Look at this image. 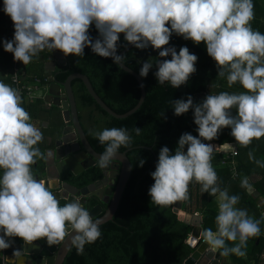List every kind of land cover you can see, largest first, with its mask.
<instances>
[{"label":"clouds","instance_id":"obj_1","mask_svg":"<svg viewBox=\"0 0 264 264\" xmlns=\"http://www.w3.org/2000/svg\"><path fill=\"white\" fill-rule=\"evenodd\" d=\"M3 13L13 24L14 36L0 43L4 52L24 66L44 50L81 57L88 47L97 56L122 66L124 56L117 55V42L123 34L137 49L151 46L162 49L160 58L170 55L171 59L154 62L155 78L161 85L178 88L195 73L197 56L187 47L177 53L175 48L164 46L173 33L205 45L218 68L217 76L225 78L229 86L238 83L243 91L209 94L199 104H194L191 96L171 102L176 116L193 111L199 138L185 133L174 154L166 146L160 149L155 171L150 174L154 183L148 196L152 204L171 206L189 199L190 182L199 183L202 192L218 198L216 231L205 229L201 236L213 250L223 249V256H244L248 240L260 235L261 221L250 217L246 209L235 207L240 197L218 186L211 163L213 146L201 141L214 140L223 128H230L235 142L243 147L264 138V33L252 28L253 0H3ZM93 24L98 32L95 40L88 35ZM154 63L149 59L142 64L141 78ZM21 105L19 91L0 81V250L10 247L5 237L25 244L44 239L53 246L71 235V243L82 254L86 244L100 238V222L94 221L78 200L61 205L45 183L34 177L32 165L46 159L37 146L43 133ZM133 131L141 133L140 128ZM90 134L106 145L98 161L102 168L121 146L131 144L125 128ZM249 158L254 159L251 152ZM143 163L139 161L141 167ZM256 163L264 167V162ZM241 187L253 190L248 177L241 180ZM226 241L233 242V247H226Z\"/></svg>","mask_w":264,"mask_h":264},{"label":"trees","instance_id":"obj_2","mask_svg":"<svg viewBox=\"0 0 264 264\" xmlns=\"http://www.w3.org/2000/svg\"><path fill=\"white\" fill-rule=\"evenodd\" d=\"M253 3L255 17L251 22L252 28L264 33V20H261L257 13L259 10L257 0H253ZM261 8L264 9V7ZM4 16L1 22H8L10 18L5 14ZM88 35L93 40L98 38L94 24L90 26ZM0 42H2L1 37ZM129 45L124 40L123 34H120L117 42V55ZM1 46H3L2 43H0ZM164 47H173L177 53L181 47H187L191 54L197 56L195 73L190 76L186 84L178 88H172L167 83L161 85L155 78L157 68L154 62L160 59H171V56L160 58L159 51L162 49L154 50L151 46L143 50L133 47L123 54V62L138 75L145 61L152 59L154 64L146 77H140L145 89L144 101L140 108L127 118L115 119L108 116L90 97L81 81L72 82L78 118L93 149L99 153L105 150L106 145L101 144L90 134L92 131L100 130L103 124L128 130L131 135V144L127 148L121 146L118 152L128 151L126 155L131 165V174L112 220L99 226L100 238L93 243L86 244L82 254H78L72 244L63 264H185L193 253L194 249L186 243L192 227L179 220L178 215L173 213L175 204L160 207L152 204L148 196V190L154 183L150 174L155 171L160 149L166 146L170 153L174 154L182 134L188 133L199 138L197 126L194 124L193 111L190 109L187 113L176 116L171 102L178 99L186 100L188 96H191L193 103L199 104L203 101H195L194 96L200 93H238L243 90L238 83L229 86L225 78L217 76L218 68L207 55L203 43L196 45L173 33L169 44ZM64 59L66 63L58 64L53 73L58 82H64L73 73L87 76L96 94L98 93L109 108L108 102L113 99L120 100L116 106L123 111L118 113L117 110H112L118 114L128 112L137 104L140 97L137 82L130 75L123 73L111 58L99 57L88 47L84 49L83 56L68 55L64 56ZM11 61L12 55L4 52V62L1 65L7 67ZM33 77L45 79L41 74L30 78ZM9 85L12 86L10 77ZM232 110L235 111V109ZM49 112L53 114L50 127L60 129L62 122L59 110L50 107ZM102 113L105 120L99 124L102 120V115H100ZM134 128L141 129L140 135L134 133ZM233 141L231 129L223 128L214 140H202L201 142L223 145ZM250 152L254 159L249 158ZM260 158H263L264 162V138L254 139L247 147L239 146L235 157V179L231 177L228 166H218L222 159L220 153L213 154L211 159L218 177V186L221 190L226 189L229 195L239 196V202L235 207L246 209L247 212L254 210L255 199L253 193L249 194L248 190L241 187V180L244 177H248L253 190L257 191L259 198L264 201V169L255 170L256 161H262ZM140 160L144 161L142 167L139 165ZM40 161L37 160V162ZM251 162L254 164H250ZM100 175L101 170L97 165L79 176L65 175L64 180L80 188L98 179ZM188 196L189 199L182 203L181 212L200 216L202 230L210 228L215 232L216 225L212 226V224L215 223V217L218 214V206L215 202L217 196L202 192L201 185L194 180L188 186ZM254 219H257L255 215ZM263 229L264 224L260 223V235L248 240L244 256L229 254L228 256L221 255V258L228 264H250L251 261L253 264H258L260 257L264 254ZM225 246L231 248L233 242L226 241ZM218 250L223 251V249Z\"/></svg>","mask_w":264,"mask_h":264},{"label":"water","instance_id":"obj_3","mask_svg":"<svg viewBox=\"0 0 264 264\" xmlns=\"http://www.w3.org/2000/svg\"><path fill=\"white\" fill-rule=\"evenodd\" d=\"M134 46L129 45L120 52V56L132 49ZM64 63L63 59L61 60ZM124 72L132 76L140 89V97L137 104L124 114H116L109 109L104 102L98 97L92 88V85L87 76L79 73L69 75L64 82H58L53 75L50 82L44 86L42 102L48 109L46 113L49 115V108L55 107L59 110L62 125L60 129L54 128L43 136V152L46 159L38 169L35 168L34 177L45 183V186L53 193L60 204L63 205L73 200H80L87 195V187L78 188L69 181L64 180V176L70 174L79 176L84 170L95 164V160L99 161L100 153H96L90 146L85 133L82 129L78 118V112L74 94L72 91V82L79 80L84 85L86 91L94 102L109 116L115 119H124L135 113L142 105L145 97V89L141 78L125 65L119 66ZM56 63H46L44 65V73H54ZM208 93H200L194 96L195 101H203ZM50 115H53L52 113ZM51 119V117H49ZM76 135L74 139L69 138L70 135ZM213 146L214 153H218V143H208ZM187 152V148L184 150ZM127 152L117 153L111 161H118L121 164L120 179L113 191L108 192L109 200L108 208L104 214L94 221H99V226L112 220L117 207L119 205L124 187L131 174V165L126 155ZM103 176L107 172V167H101ZM92 187V186H91ZM94 187V186H93ZM253 197H259L257 191L252 190ZM250 192V193H251ZM80 202V201H79ZM182 202H177L173 208V213L178 215V219L191 226V232L186 240L188 246L193 248V253L185 261V264H219L221 252L213 250L212 247L205 242L201 233V217L198 215H190L181 212ZM99 212L95 210L90 215L96 216ZM72 235H75L74 233ZM0 236L2 231L0 230ZM71 235L66 237L59 244L49 246L46 240L40 239L32 244H25L22 240L15 238L14 244L17 246L18 253L11 254V260H7L10 264H63L66 255L72 247ZM191 240L194 243H190ZM204 260V261H202Z\"/></svg>","mask_w":264,"mask_h":264},{"label":"crops","instance_id":"obj_4","mask_svg":"<svg viewBox=\"0 0 264 264\" xmlns=\"http://www.w3.org/2000/svg\"><path fill=\"white\" fill-rule=\"evenodd\" d=\"M263 1L264 0H257V4L259 5V10L257 11V13L261 17V20H264V9L261 8V7H264ZM3 17L5 18L4 13H3V5H2L0 7V22H1V20H3ZM0 37H1L2 41H5V40L11 41L12 40L13 29H12L11 20L10 21L8 20V22H1L0 23ZM62 58H63V55L61 53L55 51V50H53V51L44 50V51L40 52L37 56L33 57L32 62L28 65L24 66L22 63L17 62V61H16V63H17V68L20 70L19 75L21 78L27 79V78H30L32 76H36L37 74H41V76H44L45 79H47L46 84H48L50 82L51 78L53 77V73L45 74L44 70H43L44 65L46 63H51V62L59 63ZM3 62H4V50H3V46H1L0 47V81L4 82L6 84H9V77H11L12 73H13V63H14L13 56H12L11 64H7L8 65L7 67H6V65L5 66L1 65V63H3ZM41 92H43V91H41ZM42 95H43V93H42ZM38 96H39V94H38ZM31 101L32 100L27 101L26 99H24L22 102V107H24L25 110L29 112V114L31 116V122L36 124L40 128V130L44 136L45 133H47L51 130L49 128L50 123H51V119H52V118L51 119L49 118V117H51V115H50L51 112L49 115L46 113V110L48 109V107H46L44 105L41 97L40 98L37 97L36 100H34L37 102L35 107L30 106L33 103ZM42 143H43V141L41 143H39L37 146L43 152V146H41ZM42 162H43V160H41L40 162H36L34 165H32L33 175L35 174L36 165H37V167H39ZM0 175H2V171H0ZM247 192L250 194L249 191H247ZM259 197H256V198L253 197L255 200H257V205H258L259 200H261V201L263 200L262 198H259ZM2 236H3V232H2ZM5 239H6V237H5ZM9 239H11L9 241L10 247L7 248V251L4 253L6 262H7V260H11L10 255L13 254L14 251H18L17 246L14 244L15 238H9ZM0 254H1V252H0ZM7 264H9V263L7 262Z\"/></svg>","mask_w":264,"mask_h":264},{"label":"flooded vegetation","instance_id":"obj_5","mask_svg":"<svg viewBox=\"0 0 264 264\" xmlns=\"http://www.w3.org/2000/svg\"><path fill=\"white\" fill-rule=\"evenodd\" d=\"M120 54V53H119ZM118 54V55H119ZM123 56V55H122ZM63 61L64 63H62V61H60L59 63H56V67L58 64H65L66 63V60L64 59V56H63ZM61 59V60H62ZM136 62V61H135ZM125 65L126 67H128L129 69L130 66L127 65V64H123ZM120 68V67H119ZM120 70L125 73V74H128L126 72H124L121 68ZM133 70V69H131ZM134 71V70H133ZM55 72V71H54ZM135 72V71H134ZM136 73V72H135ZM137 74V73H136ZM129 75V74H128ZM138 75V74H137ZM139 76V75H138ZM132 77V76H131ZM140 77V76H139ZM134 79V78H133ZM135 80V79H134ZM136 81V80H135ZM93 88V87H92ZM94 90V89H93ZM73 91V89H72ZM96 93V92H95ZM98 95V93H97ZM43 97V96H42ZM99 97V95H98ZM100 98V97H99ZM101 99V98H100ZM120 100H116V99H113L111 100L110 102H108V104L110 105V108H112L111 110H117L118 113L119 111L122 112V110H119L118 107L116 105H118L120 102ZM105 104V103H104ZM106 105V104H105ZM107 106V105H106ZM77 107V106H76ZM108 107V106H107ZM55 108V107H54ZM109 108V107H108ZM109 108V109H110ZM114 112V111H113ZM105 113V112H104ZM116 113V114H118ZM107 114V113H106ZM124 114V113H123ZM102 115V120L99 124H101L104 120H105V116L104 114H100ZM108 115V114H107ZM109 116V115H108ZM111 117V116H110ZM113 118V117H112ZM113 127H116V126H113V125H107V124H103L102 127L100 126V130H103L105 128H113ZM51 129V128H50ZM73 134V133H72ZM76 137L75 134L73 135H70L69 138H72L74 139ZM88 140V139H87ZM91 146V145H90ZM93 149V148H92ZM96 153H99L97 152L95 149H93ZM124 152H127L128 151H124ZM118 153H123V152H118ZM126 153V154H127ZM102 154V153H100ZM99 166V163L98 161L95 160V164L90 166L87 170L95 167V166ZM100 167V166H99ZM107 167V172H105V176H103V171L100 167V170H101V175L98 179L94 180L93 182H90L88 183L87 185L83 186V187H87V195L82 197L79 201L80 203L89 211V213H93L95 210L97 211V209H99V212L97 213L96 216H93V220L95 219H98L100 218L104 212L106 211V209L108 208V203L107 201L109 200V197H108V192L110 191H113L120 179V174H121V164L120 162L118 161H110V163L106 166ZM36 169L37 168V165H36ZM87 170H84L81 174L87 172ZM80 174V175H81ZM66 176H70V174H67ZM129 179H130V176L127 180V183L125 185V187L127 186L128 182H129ZM92 186V187H91ZM94 186V187H93ZM124 187V189H125ZM82 188V187H80ZM124 191V190H123ZM123 194V193H122ZM204 261V260H202ZM221 261H223V259L221 258L220 259V262L219 264H221Z\"/></svg>","mask_w":264,"mask_h":264},{"label":"built area","instance_id":"obj_6","mask_svg":"<svg viewBox=\"0 0 264 264\" xmlns=\"http://www.w3.org/2000/svg\"><path fill=\"white\" fill-rule=\"evenodd\" d=\"M13 29V36H14V27L12 24ZM20 70L17 68V63L14 61L13 63V73L10 77V82L13 86V88L17 89L23 99L26 100H36V92L41 91V89H44V86H46L47 79L41 80L40 78L33 77V78H21L20 77ZM232 147L229 148V151L227 152H221L220 148L221 146H218V153H220L222 159L220 161V166H228L227 168L231 172V177L233 179L236 178V164H235V157L238 153V147L240 146L235 142H231ZM7 251L0 250V258L2 264H7L4 253Z\"/></svg>","mask_w":264,"mask_h":264},{"label":"rangeland","instance_id":"obj_7","mask_svg":"<svg viewBox=\"0 0 264 264\" xmlns=\"http://www.w3.org/2000/svg\"><path fill=\"white\" fill-rule=\"evenodd\" d=\"M264 2V1H263ZM3 5V0H0V7ZM9 21H10V19H9ZM41 91H44V89H41ZM41 91H39V92H36V94H35V96H37V97H41L42 98V93L43 92H41ZM38 94H39V96H38ZM28 101V100H27ZM31 102H33L30 106H33V107H35L36 106V104H37V102L36 101H34V100H32ZM231 114L233 115V116H235V114H236V112L235 111H233V110H231ZM228 144L230 145L231 143H225V144H223V145H220L221 146V148H220V150H221V152H227V151H229V146H228ZM260 160H262L261 162H263V158H260ZM235 164H236V160H235ZM250 164H254V162H251ZM218 166H220V165H218ZM214 167H216V166H214ZM262 169H264V167H261L260 165H258L257 163L255 164V170L256 171H260V170H262ZM215 202H216V204H217V206H218V198H216L215 199ZM255 208H254V210L252 209V210H249L247 213H248V215L250 216V217H252V218H254V215L256 216V218H257V220H260L261 221V224H264V201L262 200H259L258 201V205L256 206V204H257V200H255ZM238 208V207H237ZM213 225H216V223H213L212 224V226ZM263 236H264V229H263ZM6 240L9 242L11 239H9V238H7L6 237ZM245 259H246V257H245ZM221 264H228V262L227 261H225L224 259H223V261H221ZM250 264H253V261H251L250 262ZM258 264H264V254L260 257V260H259V263Z\"/></svg>","mask_w":264,"mask_h":264},{"label":"bare ground","instance_id":"obj_8","mask_svg":"<svg viewBox=\"0 0 264 264\" xmlns=\"http://www.w3.org/2000/svg\"><path fill=\"white\" fill-rule=\"evenodd\" d=\"M190 243H194L192 240H191V242Z\"/></svg>","mask_w":264,"mask_h":264}]
</instances>
